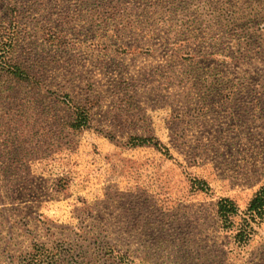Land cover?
I'll return each instance as SVG.
<instances>
[{"label": "rangeland", "instance_id": "374dc122", "mask_svg": "<svg viewBox=\"0 0 264 264\" xmlns=\"http://www.w3.org/2000/svg\"><path fill=\"white\" fill-rule=\"evenodd\" d=\"M0 50V264H264V0H0Z\"/></svg>", "mask_w": 264, "mask_h": 264}, {"label": "trees", "instance_id": "16d2710c", "mask_svg": "<svg viewBox=\"0 0 264 264\" xmlns=\"http://www.w3.org/2000/svg\"><path fill=\"white\" fill-rule=\"evenodd\" d=\"M1 55L2 54H0V61H3L4 58ZM3 74L8 76L9 79L24 85L33 86L35 84L34 78L31 76L28 69L20 63H16L14 66H10L9 69L3 71ZM86 119L87 114L82 111H77L75 114L74 124L71 126L72 129L79 130L80 128L86 127ZM151 141L152 140L143 138H135L132 139V142L130 143H132V146L137 147L151 144ZM152 145L158 147L157 144ZM63 188L64 185L60 187V190H62ZM216 208L218 218L220 219L222 224H224V226L230 229L232 226L230 220L234 217H237L239 213L234 202L230 199L222 198L217 202ZM242 215H244L243 217H245V219L242 226H240L236 230L234 240L239 245H246L249 242L252 234L254 233L252 225H257L264 219V185L261 186L253 195Z\"/></svg>", "mask_w": 264, "mask_h": 264}]
</instances>
